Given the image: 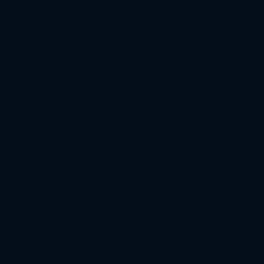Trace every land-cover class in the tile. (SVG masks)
Masks as SVG:
<instances>
[{"label": "water", "instance_id": "95a60500", "mask_svg": "<svg viewBox=\"0 0 264 264\" xmlns=\"http://www.w3.org/2000/svg\"><path fill=\"white\" fill-rule=\"evenodd\" d=\"M0 264H264V0H0Z\"/></svg>", "mask_w": 264, "mask_h": 264}]
</instances>
